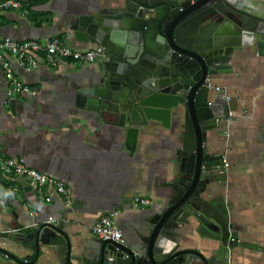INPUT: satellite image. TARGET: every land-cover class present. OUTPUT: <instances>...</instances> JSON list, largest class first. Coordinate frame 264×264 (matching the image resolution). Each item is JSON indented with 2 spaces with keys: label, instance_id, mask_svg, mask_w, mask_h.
Here are the masks:
<instances>
[{
  "label": "crops",
  "instance_id": "1",
  "mask_svg": "<svg viewBox=\"0 0 264 264\" xmlns=\"http://www.w3.org/2000/svg\"><path fill=\"white\" fill-rule=\"evenodd\" d=\"M2 1V0H0ZM118 0H25L20 11L0 13V39L44 41L69 35L68 44L78 50L99 47L78 42L69 30V19L84 11L110 8ZM250 12L264 14L261 0H239ZM108 60L79 66L70 61L57 67L42 65L19 77L35 93L8 98L7 82L0 67V153L23 158L30 168L66 182L71 205L52 189L46 202L24 178L18 188L4 194L17 217L0 206V264H60L49 248L29 249L14 240L15 230L34 232L49 217H65L66 233L74 245L94 237L91 228L103 215L119 212L117 227L125 243L133 245L137 233L146 232V221L169 205L179 178L178 151L182 146L183 117H173L167 129L151 122L139 132L134 154L126 147L125 131L107 113L80 109L76 96L90 86ZM233 72L214 79L210 100L219 95L233 99L231 116L208 133L205 148L225 157L226 181L209 186L205 199L226 217L233 245L227 264H264V57L253 47L237 48ZM216 87L222 89L217 92ZM3 190L0 188V194ZM152 205L135 209L136 197ZM34 213H37L35 216ZM181 249L210 258L216 243L200 236L196 225L181 231ZM4 255L8 256L5 258ZM227 258V259H226ZM28 261V263H25ZM23 262V263H21ZM223 261L221 260V264Z\"/></svg>",
  "mask_w": 264,
  "mask_h": 264
},
{
  "label": "water",
  "instance_id": "2",
  "mask_svg": "<svg viewBox=\"0 0 264 264\" xmlns=\"http://www.w3.org/2000/svg\"><path fill=\"white\" fill-rule=\"evenodd\" d=\"M116 3L69 19L78 42H94L109 53L96 80L79 89L76 104L117 120L131 154L142 129L151 122L169 129L181 114L173 197L167 208L147 219L146 232L137 233L133 245L98 238L74 245L65 217L29 234L15 230L13 238L35 249L37 257L40 245L49 248L60 264H227L233 245L230 226L204 197L210 185L226 181L221 173L225 163L222 156L208 153L205 142L230 117L235 101L209 97L214 79L233 72L237 48L253 47L264 57V14L250 12L239 0ZM6 206L17 217L9 200ZM194 225L200 236L217 244L210 258L181 249V231Z\"/></svg>",
  "mask_w": 264,
  "mask_h": 264
},
{
  "label": "built area",
  "instance_id": "3",
  "mask_svg": "<svg viewBox=\"0 0 264 264\" xmlns=\"http://www.w3.org/2000/svg\"><path fill=\"white\" fill-rule=\"evenodd\" d=\"M24 3L25 0H2L0 1V13L10 10H23ZM69 38V35H66L65 37H50L44 41L36 39L23 41L11 38L0 39V67L7 82V97L12 99L35 93V89L19 77L16 72L17 68L31 73L42 65L55 68L61 63L70 61L83 66L109 58L106 48L99 46L84 51L78 50L68 44ZM215 90L217 92L222 91L220 87H216ZM224 163L226 168L228 164L225 160ZM18 177L26 179L34 187L37 195L46 202L50 201V197L46 195L45 191L52 189L57 195L65 199L66 206L71 205L70 191L65 181L30 168L23 158L5 157L0 153V178L11 184L10 191L13 193L18 191V188L12 185ZM6 193L3 191L0 194V206L2 207H6L4 197ZM151 205L152 202L149 199L141 196L136 197L133 201L135 209H144ZM34 215L36 216L37 213H34ZM118 215L119 212L112 211L100 217L91 228L94 237L123 245L125 243L123 232L116 225ZM56 221L53 217H49L45 223ZM4 257L8 258L6 255ZM25 263H28V261H25Z\"/></svg>",
  "mask_w": 264,
  "mask_h": 264
},
{
  "label": "trees",
  "instance_id": "4",
  "mask_svg": "<svg viewBox=\"0 0 264 264\" xmlns=\"http://www.w3.org/2000/svg\"><path fill=\"white\" fill-rule=\"evenodd\" d=\"M10 187H11V184L3 181L1 178H0V188L4 191V192H9L10 191ZM23 232H29V231H23ZM32 262H34L36 260V254L35 256H33L32 258ZM23 263V262H21Z\"/></svg>",
  "mask_w": 264,
  "mask_h": 264
},
{
  "label": "flooded vegetation",
  "instance_id": "5",
  "mask_svg": "<svg viewBox=\"0 0 264 264\" xmlns=\"http://www.w3.org/2000/svg\"><path fill=\"white\" fill-rule=\"evenodd\" d=\"M223 157V156H222ZM223 159L225 160V157H223ZM226 161V160H225ZM225 165L222 167V172L221 173H224V171H225Z\"/></svg>",
  "mask_w": 264,
  "mask_h": 264
}]
</instances>
